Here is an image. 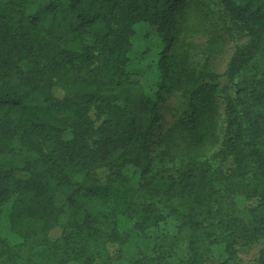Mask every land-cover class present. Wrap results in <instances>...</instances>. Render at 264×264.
I'll return each mask as SVG.
<instances>
[{"label": "trees", "instance_id": "obj_1", "mask_svg": "<svg viewBox=\"0 0 264 264\" xmlns=\"http://www.w3.org/2000/svg\"><path fill=\"white\" fill-rule=\"evenodd\" d=\"M218 1L248 38L222 89L221 75L176 45L207 0H0V222L13 200L20 239L0 236V264L121 261L133 243L156 264H206L223 243L222 264H233L239 242L264 240V0ZM140 24L161 39L157 90L187 101L155 157L161 96L126 70ZM124 217L135 220L129 234L118 228ZM170 218L175 234L148 235Z\"/></svg>", "mask_w": 264, "mask_h": 264}, {"label": "rangeland", "instance_id": "obj_2", "mask_svg": "<svg viewBox=\"0 0 264 264\" xmlns=\"http://www.w3.org/2000/svg\"><path fill=\"white\" fill-rule=\"evenodd\" d=\"M222 9L218 0H207V6L200 14L193 11L189 12L187 24L192 29L187 33L182 30L175 37L178 47L182 44L188 46L192 62L197 68L202 69L206 67L210 71L221 75L219 81L220 89L229 84L225 73L236 48L246 43L248 39L245 33L231 26L230 20L223 16ZM223 19L229 23V27H225ZM180 22L181 13L177 16V23ZM135 30L136 34L132 38V46L127 53L128 64L126 70L133 80L139 81L144 86L148 95L156 97L158 92L161 96L155 138L152 144L153 157H155L161 151L162 142L169 130L173 128L176 121L187 109V101L179 93L166 90L159 91L156 88L161 47V39L158 36L157 30L144 24L136 26ZM242 78L243 76L239 80ZM233 97L235 98L234 94ZM218 100L219 130L223 132L226 126L225 99L222 97ZM237 106L242 113V106L239 103H237ZM260 110L263 113V110ZM92 118L97 122V125L101 123V120L97 118L96 112L92 113ZM70 137L69 133L65 136L66 139ZM125 174L128 175L133 185H137L140 174L135 168H126ZM243 202L239 200L237 205L243 208ZM12 204L13 200L3 207L0 222V236L8 245H15L20 241L19 237L12 232L9 224V214ZM83 204L86 207L92 206V210L99 208V202L97 201L92 203L85 199L83 200ZM117 224L121 234H129L135 224V220L128 217L118 218ZM176 228L177 223L170 218L160 228L151 230L148 235L156 238L163 234H175ZM224 246L225 244L223 243L212 245L207 255L206 264H222L228 258ZM263 246V239H259L250 245L239 242L235 247L237 257L232 263L261 264L260 256ZM141 262L144 264H156L151 254L145 257L135 243L127 247L125 258L121 261H110L106 255H101L95 260V264H141Z\"/></svg>", "mask_w": 264, "mask_h": 264}]
</instances>
